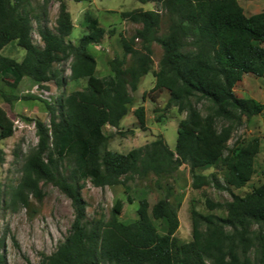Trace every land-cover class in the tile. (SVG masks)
<instances>
[{
    "label": "trees",
    "instance_id": "trees-1",
    "mask_svg": "<svg viewBox=\"0 0 264 264\" xmlns=\"http://www.w3.org/2000/svg\"><path fill=\"white\" fill-rule=\"evenodd\" d=\"M53 1L59 4L55 31L40 24L32 0H0V77L11 89L24 78L47 89L61 73L55 65L63 62H70L72 81H86L84 89L61 97L57 105L37 96L23 97L43 102L50 122L26 118L36 128L38 143L26 157L21 180L5 206L26 209L33 218L37 213L33 200L41 202L45 197L43 182L64 193L74 212L68 235L51 255L43 256L41 264H264V184L244 196L232 192L255 175L260 141L226 147L243 117L264 113V104L235 91L246 74L264 77V13L247 16L238 0H136L159 4L169 21L168 32L159 34L163 19L159 11L122 13L123 20L142 27L130 38L119 34L123 57L109 60L111 73L98 77L91 48L116 30H106L98 18H87L78 42L67 40L74 30L67 0H43V7ZM33 20L39 23L44 46L34 43ZM12 43L25 51L21 61L3 54ZM154 43L164 50L157 71L153 70ZM150 73L155 86L144 98L157 103L168 93L164 110L177 107L186 113L178 125L175 150L163 137L127 154L110 150L115 133L106 132L107 126L120 129L135 104L132 94ZM0 98L8 104L21 99L2 89ZM202 101L209 104L207 116L197 108ZM133 114L139 129L146 130V109L141 106ZM8 115L0 105V141L14 134L5 128ZM218 120L228 125L218 131ZM219 164L226 170L223 180L200 173ZM184 165L190 168L193 188L214 187L232 196L226 203L206 200L210 211L224 208L225 217L191 210L193 240L188 243L176 237L182 201H171L174 189L169 183ZM151 176L160 188H167V194L152 207L142 199L134 222L121 221L114 210L108 219L88 217L83 197L86 181L104 189ZM5 247L0 239V264H9L2 252Z\"/></svg>",
    "mask_w": 264,
    "mask_h": 264
},
{
    "label": "rangeland",
    "instance_id": "rangeland-1",
    "mask_svg": "<svg viewBox=\"0 0 264 264\" xmlns=\"http://www.w3.org/2000/svg\"><path fill=\"white\" fill-rule=\"evenodd\" d=\"M247 16L264 13V0H238ZM36 9L35 13L40 16V24L47 25L53 31L59 15V4L55 1L43 7V0H32ZM68 10L71 13L74 23V30L67 40L78 42V39L85 33L87 18H98L100 25L106 30H116L113 36L107 35L103 42L91 48V53L97 60V76H108L110 68L108 61L115 57H123L124 50L121 43L120 33L130 38L140 24L123 20L121 14L138 9L159 11L163 15L160 35L168 32L169 21L165 11L157 3L150 2L142 4L136 0H89L75 2L66 1ZM39 23L33 20V40L34 43L44 46V42L38 33ZM136 47H140V41L135 42ZM153 70L159 69V62L164 55V50L160 45L154 43L153 46ZM5 56L21 61L25 56V51L16 43L8 45L4 50ZM55 69L60 71L57 79L51 80L47 89L39 87L37 83L29 78H24L16 89H11L0 77V89L14 94L21 99L15 100L12 104L5 103L0 98V105H3L9 114L5 122V128L14 131L13 136L0 141V239H4L6 247L3 254L6 255L9 264H41L43 256L51 255L64 241L74 220V212L70 199L52 184L41 183L45 192V197L41 202H34V210L37 213L30 217L26 209L18 207L16 211L7 208L10 194L19 184L22 177V168L26 157L37 146L38 137L36 128L32 122L26 118L41 119L46 124L50 122V114L43 102L39 100H25V96H37L39 99L49 103L58 104L61 97L67 96L73 91L82 90L86 86V81H72L70 79V62L59 63ZM155 86L153 73L143 78L139 89L132 95L135 104L131 113L123 120L120 129L107 126L106 132L115 135L109 144V149L122 154H127L131 150L145 146L158 137H163L172 150H175L178 138V125L186 117L177 107L169 111L164 110V105L168 100V93L162 94L153 103L150 97L144 98V93H149ZM236 94L242 98H252L264 104V77H257L246 74L243 82L236 87ZM197 108L203 116H207L208 102H198ZM143 106L146 109V130L138 127V120L133 111ZM159 109V112H155ZM161 116V117H160ZM228 122L217 121V129L220 131ZM257 138L260 141V152L256 158V173L252 180L241 189H232V192L244 196L253 188L264 184V113L250 119L243 117L241 123L236 125L232 138L226 144L227 149L232 148L237 143H245ZM227 153V151H226ZM210 176L216 174L223 180L226 170L219 164L206 171L200 172ZM156 177L151 176L148 180L134 178L128 182L127 186L106 187L104 189L95 187L90 180L86 181L83 190V197L88 207L87 213L90 219L105 217L109 218L112 210L116 211L119 219L125 223H132L138 218V208L142 199H148L152 207L158 200L167 194V188H160L156 183ZM192 175L188 166H182L174 174L169 183L174 189L171 201L176 203L181 200V208L178 211L180 226L176 237L182 242L193 240V223L191 210L196 209L202 214L214 213L225 217L226 210L215 209L210 211L207 208L206 200L226 203L231 201L232 196L227 191H220L214 187H204L195 189L192 186ZM129 197L131 201L129 200ZM33 214V213H32ZM160 226V222L157 223ZM204 228V226H203ZM255 254H252L254 258Z\"/></svg>",
    "mask_w": 264,
    "mask_h": 264
}]
</instances>
